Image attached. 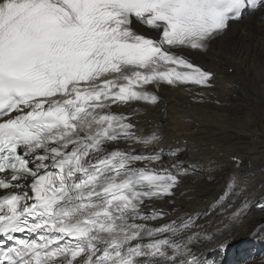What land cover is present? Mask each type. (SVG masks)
<instances>
[{
  "label": "snow or ice",
  "instance_id": "snow-or-ice-1",
  "mask_svg": "<svg viewBox=\"0 0 264 264\" xmlns=\"http://www.w3.org/2000/svg\"><path fill=\"white\" fill-rule=\"evenodd\" d=\"M246 15L264 0H0V264H227L264 176L232 154L186 209L187 144L140 116L164 88L213 89L201 61Z\"/></svg>",
  "mask_w": 264,
  "mask_h": 264
},
{
  "label": "bare ground",
  "instance_id": "bare-ground-1",
  "mask_svg": "<svg viewBox=\"0 0 264 264\" xmlns=\"http://www.w3.org/2000/svg\"><path fill=\"white\" fill-rule=\"evenodd\" d=\"M201 62L217 73L213 89L164 88L159 105L147 107L140 116L142 126L158 131L165 145L187 144L182 159L196 171L190 172L184 184L195 190L197 198L182 200L178 196L177 204L186 209L202 207L205 199L199 197L210 198L218 190L227 172L214 166L227 167L232 154L255 171L256 181L264 176V20L246 15L230 38L218 42ZM209 173L215 183L209 182ZM262 216L259 206L253 207L238 225L237 236H244V229L261 222ZM241 262L264 264L260 243H234L227 264Z\"/></svg>",
  "mask_w": 264,
  "mask_h": 264
},
{
  "label": "rangeland",
  "instance_id": "rangeland-1",
  "mask_svg": "<svg viewBox=\"0 0 264 264\" xmlns=\"http://www.w3.org/2000/svg\"><path fill=\"white\" fill-rule=\"evenodd\" d=\"M261 218V217H260ZM261 222L263 221V220H260ZM241 237H243V238H246V234L244 235V236H241ZM245 242H247V241H245ZM255 246H257V244H254ZM260 245H261V249L262 250H264V243H260ZM261 252V251H260ZM259 252V253H260Z\"/></svg>",
  "mask_w": 264,
  "mask_h": 264
}]
</instances>
